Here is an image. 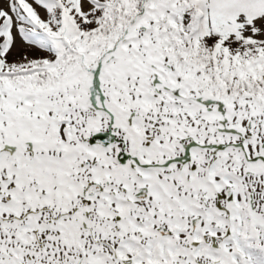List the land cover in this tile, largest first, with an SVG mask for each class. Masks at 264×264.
<instances>
[{
	"label": "snow or ice",
	"instance_id": "snow-or-ice-1",
	"mask_svg": "<svg viewBox=\"0 0 264 264\" xmlns=\"http://www.w3.org/2000/svg\"><path fill=\"white\" fill-rule=\"evenodd\" d=\"M0 264H264V0H0Z\"/></svg>",
	"mask_w": 264,
	"mask_h": 264
}]
</instances>
